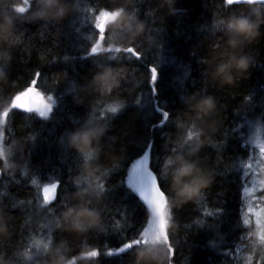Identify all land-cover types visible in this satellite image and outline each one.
<instances>
[{
    "label": "trees",
    "instance_id": "obj_1",
    "mask_svg": "<svg viewBox=\"0 0 264 264\" xmlns=\"http://www.w3.org/2000/svg\"><path fill=\"white\" fill-rule=\"evenodd\" d=\"M65 2L72 10L55 20L33 19L39 0H0V21L4 17L12 20L8 40L0 42V47L12 55L5 69L7 81L0 82V112L13 105L14 94L30 84L36 71L41 72L37 92L56 100L44 116L18 110L10 114L6 142L1 145L10 149L19 167L12 175L0 171L5 174L0 178V215L11 225L7 234L0 235V247L19 252V264H32L28 257L35 255L31 249L34 243L47 256L35 264H46L51 258L49 249H61L72 257L77 250L117 245L118 239L112 235L116 222L139 227L144 216L141 203L121 182L131 162L154 142L151 162L154 170L165 174L170 192L163 210L168 224L162 243L155 246L164 254L162 264H242L237 248L256 237L253 221L249 227L243 226L241 170H231L238 157L246 160L248 154L234 129L242 123L240 115L252 93L255 98L251 102L264 98V34L236 49L237 55L250 58L252 66L243 74L234 72L233 84H221L211 73L221 61V54L231 51L227 48L229 37L219 30V20L232 14L251 15L257 8L264 12V7L240 5L228 12L222 0ZM104 4L127 8L144 22L145 31L132 42L123 28L108 27L105 40L98 39V31H93L89 22V9ZM261 32L264 33V26ZM87 36L92 39L86 40ZM90 44L100 58L111 55L119 60L133 45L143 58L116 65L100 64L95 58L84 57ZM65 56L69 57L67 61ZM158 62L159 100L171 115L163 126L153 128L162 117L152 111L147 96L149 67ZM105 67L113 68L119 80L110 90L93 79ZM204 96L213 97L216 105L208 115L191 107ZM137 99L141 106L135 103ZM113 107H118L116 113H112ZM262 113L264 107H256L249 117L254 120ZM82 126L105 129L94 141L90 154H81L68 143L69 134ZM247 130L245 126L244 131ZM177 154L197 161L213 177L209 186L187 202L175 198L171 185L175 165L166 163ZM86 161L98 168L95 175L85 170ZM56 179L60 181L58 197L68 201L65 208L77 204L76 194L85 188L91 207L95 208L94 203L101 199L100 209L95 208L102 212L100 227L92 228L90 233L57 227L65 208L55 214L47 212L39 206L42 199L38 192V183ZM103 186L108 191L103 192ZM45 224L57 230L54 243L44 238ZM136 227L128 232L129 236ZM242 235L243 240L239 239ZM144 246L146 243L141 247ZM171 246L176 250L174 256ZM261 247L259 251L264 252ZM126 260L127 254L114 259L101 257V264H125ZM78 264L94 262L81 260Z\"/></svg>",
    "mask_w": 264,
    "mask_h": 264
},
{
    "label": "clouds",
    "instance_id": "obj_2",
    "mask_svg": "<svg viewBox=\"0 0 264 264\" xmlns=\"http://www.w3.org/2000/svg\"><path fill=\"white\" fill-rule=\"evenodd\" d=\"M40 7L33 13V19H55L59 20L65 17L72 6L65 0H39ZM97 23L103 27H121L128 33L129 41L134 42L136 37L145 31V24L137 16L129 12L127 8L121 6L111 10H103L97 16ZM264 26V12L259 8L253 10L251 15L232 14L219 20V30H222L229 39L227 48L231 51L222 53L221 61L215 65L212 70L214 79H218L221 84H233L235 82L234 72L243 74L252 66L251 60L247 55H237L236 49L245 43L251 44L257 41L262 34L261 28ZM12 20L4 17L0 21V42L7 41L11 33ZM11 52L0 47V82H6L8 73L5 70L11 63ZM155 78V73H153ZM94 81L100 83L104 89L110 90L119 83L115 70L111 67H105L94 76ZM19 95V94H18ZM215 101L211 96H204L195 104L191 105L197 113L208 115L215 109ZM102 126L80 127L73 130L68 136V143L81 154L89 153L93 147L94 141H97L104 133ZM174 164L175 167L171 173V185L175 193V198L182 202L194 198L199 192L210 185L212 174L202 169L198 162L177 154L174 158L166 161ZM19 167L16 160L12 158L10 149L7 146H0V171L7 172L9 175ZM85 170L89 175H95L98 168H94L86 161ZM88 189H82L76 194L78 203L65 208L61 215L57 227L74 233H83L88 229L98 228L102 224V212L91 207V199H88ZM51 189L45 192V201L51 197ZM166 206L167 200L163 201ZM2 211V210H0ZM168 224V217L162 221V226L153 234H146L144 240L146 246L137 249L136 264L157 260L162 264L164 254L158 250L155 244L161 239L164 228ZM8 227L3 215H0V235L7 234ZM256 241L260 246H264V229H257L254 233ZM50 260L46 264H78L79 261H92L95 256V250L91 248L83 249L77 256L70 257L64 254L61 249H49ZM0 264H9L4 255L0 253Z\"/></svg>",
    "mask_w": 264,
    "mask_h": 264
},
{
    "label": "snow or ice",
    "instance_id": "obj_3",
    "mask_svg": "<svg viewBox=\"0 0 264 264\" xmlns=\"http://www.w3.org/2000/svg\"><path fill=\"white\" fill-rule=\"evenodd\" d=\"M222 4L225 6V11L231 12L234 6L240 5L248 7H264V0H251V3L249 2V0H222ZM121 6L122 5L117 4H104L97 5L89 9V12L91 14L89 22L93 27V31H98V39L105 40V33L108 30V26L104 25L103 27H101V25L97 23V16L103 10H111ZM85 39L90 41L92 37L87 36L85 37ZM83 55L86 58H95L96 61L100 64L109 65H116L118 62H130L132 60L139 61L143 58V54L140 53L134 45L130 46L126 50L124 56L120 57L119 60L117 57L111 55H106L103 58H100L99 53L95 51L91 44L89 48L83 53ZM64 59L65 61H67L69 57L65 56ZM159 65L160 62L149 67L150 79L148 81V84L150 92L147 96L151 101L152 111L158 113L162 117V119L156 125L152 126L153 128L163 126L169 120V117L171 115L169 111L164 110V105L159 100V90L157 88V82L159 79ZM153 73H155V78H153ZM190 74L191 73L189 72L188 75ZM40 77L41 72L36 71L34 78L30 81V84L23 90L17 91L12 97V100H15L16 96L20 92H23L28 88H37V83ZM254 98L255 92L252 93L250 102L243 110V114L240 115V120L242 121V123H240L237 128L234 129L235 132H238L239 137H241V146L248 149V154L246 156V160L238 157V163L233 164L231 168L232 171L236 169L241 170L240 180L242 185V197L248 201L246 211L243 212V226L245 228L250 226V221L247 218V214L249 212H256V210L252 208L251 200L248 199L250 197V194L253 195L255 199L264 201V183H261L259 187H255L257 183L255 178L257 176V169L264 168V135H262V133H264V113L257 116L254 120L249 117V112L254 111L256 107H264V98L256 102H251L254 101ZM44 99H47V97L45 96ZM53 103H56V100H53ZM135 103L138 106H141V101L139 99H137ZM143 107H147V104H144ZM14 110H18L26 114H36L40 117V113L38 111H25L20 107L10 105L8 109L0 112V131L3 132V136H0V142H6V126L9 122L10 114ZM111 111L112 113H116L118 111V107H113ZM45 119H47V117H45ZM245 126H247V132L244 131ZM153 143L154 142H150L147 145V149L144 150L142 154L138 156V158L134 159L131 162L130 166L127 169L126 178L121 182L122 186L127 189L128 193L132 196H135L143 206V220L141 221L139 227H136L134 223L121 224L119 221H117L116 231L113 232L112 235L117 237L118 244L115 246H109L105 244L103 249L96 246L91 247V249H94L96 253L92 260L94 264H101V257L114 259L117 257H123L125 254H127V260L125 261V264H136L137 249H139L144 243H146L144 237L152 227L151 220L153 216L154 196H163L165 200H168L169 198L170 192L165 174L154 170L151 162ZM163 167H166V165ZM4 175V173L0 172V178H2ZM32 183L36 184V181L33 180ZM48 184H55L56 195L46 205L43 203L42 197L39 206L41 208H45L47 212L55 214L60 209L65 208L68 204V201L66 199L58 197V189L60 187L59 179H56L52 182H42V184L39 185L41 191L44 186ZM249 184L252 185L251 188L248 187ZM106 191H108V189L103 186V192ZM257 192H259V195H256ZM100 203L101 199L96 201L93 206L97 209H100ZM219 212L222 213L223 209H220ZM259 214H264V204L259 206ZM209 215L211 214L209 213ZM6 224L8 229H10L11 225L8 220L6 221ZM134 227H136V231L129 236L128 232ZM42 229L45 231L44 238L49 243H54V238L57 230L52 229L47 224L42 225ZM92 231V229H88L85 233H90ZM239 239L243 240L244 236L242 235ZM168 241L169 244L172 245L170 234L168 235ZM31 249L33 252H35V255L28 257V260L32 262V264H35L36 261L47 259L46 254L41 253L34 243L32 244ZM175 251L176 250L173 248V246H171V256L175 255ZM237 251H240V249L237 248ZM80 252L81 251L77 250V254L73 255L72 257L77 256ZM0 253L4 255L5 260H7L9 264H19V261L17 260V256L21 255L19 252H11L10 248L8 246H5L0 247ZM226 253L227 255L229 254L228 252ZM254 256L255 255L253 254L249 255L246 261H250V264H254ZM255 264H264V257L259 256V260L256 261Z\"/></svg>",
    "mask_w": 264,
    "mask_h": 264
},
{
    "label": "rangeland",
    "instance_id": "obj_4",
    "mask_svg": "<svg viewBox=\"0 0 264 264\" xmlns=\"http://www.w3.org/2000/svg\"><path fill=\"white\" fill-rule=\"evenodd\" d=\"M25 93L31 94L34 98H36L38 100L36 105L30 111H38L40 113V115L44 116L51 109L53 101H52L50 96H46L47 99H44L45 95H42V94L38 93L35 88H28L26 91L23 92V94H25ZM15 100H14V102H15ZM0 136H2V132L1 131H0ZM0 146H2L1 142H0ZM254 166H255V164H254ZM255 178H256V182H257L255 187H259V185L261 183H264V168L257 169V176ZM41 184L42 183H38V192H39V195H40L41 199L43 197V201H45V192L47 190V187L50 184L45 185L44 188L42 189V191H41V189L39 187V185H41ZM248 187L251 188L252 185L249 184ZM258 193L259 192H257L256 195H258ZM49 199H48V201H49ZM248 199L251 200L252 208L256 210V212H249L247 214V218L249 219V221L250 222L251 221L254 222L253 230L256 232L257 229H264V214H259V206H261L263 204V202L261 200H259V199H255V197L253 195H251V194H250V197ZM247 203H248V201L245 200V203H244L243 208H242V217H243V212L246 211ZM243 219H244V217H243ZM151 225H152V227L150 228V230L146 234H153V233L158 231L159 227H158V224H157V222H156V220L154 218H152V220H151ZM162 241H163V239L161 237V239H159L157 241L155 246L160 244V243H162ZM251 247H252L251 241H249V242L245 241L243 244H241L238 247L240 249V251H237V255H238L239 259L241 260L242 264H249L250 263V261H246V260H247V257L249 255L253 254L251 252V250H250ZM261 248H264V246H262ZM256 250H257V253H260L258 251L257 247H256ZM259 256H261V255H259ZM255 258L256 257H254V261H258L259 260L258 258H257V260H255Z\"/></svg>",
    "mask_w": 264,
    "mask_h": 264
},
{
    "label": "water",
    "instance_id": "obj_5",
    "mask_svg": "<svg viewBox=\"0 0 264 264\" xmlns=\"http://www.w3.org/2000/svg\"><path fill=\"white\" fill-rule=\"evenodd\" d=\"M249 2L251 3V0H249ZM34 103H35V100L32 99L30 97V95L25 94V95H22V96L18 97L16 99V102H15L14 105L18 104V105L23 106L25 108H31ZM48 189H51V191H52L51 199H53L55 197V195H56L55 184H50L47 187V190ZM163 201H164V197L163 196H160V195L154 196V200H153V203H154L153 217L156 219L159 228L162 226V221L164 219L163 210H164L165 205H164ZM164 234H165V228H164L163 235Z\"/></svg>",
    "mask_w": 264,
    "mask_h": 264
},
{
    "label": "flooded vegetation",
    "instance_id": "obj_6",
    "mask_svg": "<svg viewBox=\"0 0 264 264\" xmlns=\"http://www.w3.org/2000/svg\"><path fill=\"white\" fill-rule=\"evenodd\" d=\"M251 245H252V247H251V252L253 253V255H255L254 257H257L258 259H259V255H262V254H264V252L263 251H259V249H260V245L257 243V241H256V239H254V238H252L251 239ZM257 247V249H258V251L260 252V253H257V250H256V247ZM263 250H264V248H262Z\"/></svg>",
    "mask_w": 264,
    "mask_h": 264
}]
</instances>
